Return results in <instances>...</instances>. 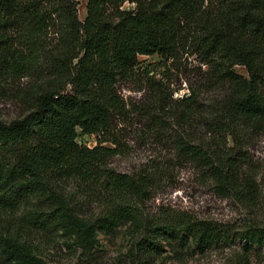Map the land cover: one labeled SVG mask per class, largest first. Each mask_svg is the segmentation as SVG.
Listing matches in <instances>:
<instances>
[{
	"label": "trees",
	"instance_id": "obj_1",
	"mask_svg": "<svg viewBox=\"0 0 264 264\" xmlns=\"http://www.w3.org/2000/svg\"><path fill=\"white\" fill-rule=\"evenodd\" d=\"M150 56L159 61L142 67L138 57ZM174 71L185 74L183 95L170 88ZM8 74L36 81L20 95L22 112L0 118V215L13 229L0 235V264H44L35 241L56 234L90 251L96 233L127 222L140 233L129 253L135 264L175 237V254L188 244L199 255L241 244L237 264L264 255L256 226L145 222L139 204L168 168L126 173L111 164L127 153L118 124L140 127L143 141L173 131L184 164L219 195L256 206L260 186L244 148L264 133V0H86L83 20L75 0H0V77ZM129 84L141 92L135 104L118 91ZM87 205L98 213L85 217Z\"/></svg>",
	"mask_w": 264,
	"mask_h": 264
},
{
	"label": "rangeland",
	"instance_id": "obj_2",
	"mask_svg": "<svg viewBox=\"0 0 264 264\" xmlns=\"http://www.w3.org/2000/svg\"><path fill=\"white\" fill-rule=\"evenodd\" d=\"M78 2L79 19L85 17L86 0ZM132 5L124 4L123 9H131ZM142 67L159 61L157 56L138 57ZM188 70L195 66L192 59L187 60ZM186 62L181 63L184 70ZM237 74L246 76L244 69L235 67ZM185 74L173 72L170 77V88L177 89V95L187 93ZM36 78L19 77L16 75L0 77V118L9 121L16 118L23 110L20 95L28 90ZM137 84L121 85L118 88L125 102L135 104L141 97L137 92ZM264 95V87L261 88ZM174 98V97H173ZM178 98V97H177ZM127 153L113 158L112 166L120 172H138L152 163L161 164L168 168V176L157 188H151L143 202L139 204L140 212L145 222H163L172 217H183L191 220H210L227 224L240 231L247 226H256L264 230V133L258 134L249 145L244 148L250 167L255 170L258 178L260 193L255 207L245 208L233 198H226L215 190L214 183L204 177L192 165L184 164L177 154L174 132L167 135L166 141L158 142L153 139L141 140L140 127L129 125L117 126ZM172 135V136H171ZM169 137V138H168ZM76 142L88 148L94 147L96 142L92 136H78ZM109 146V145H108ZM85 217L89 218L98 213L97 207L87 205L84 209ZM9 219L5 214L0 215V235L10 233L13 229L5 228L4 221ZM139 229L131 222L111 231L96 233L93 248L83 250L75 240H65L60 234L51 237H39L35 244L37 250L34 255L44 264H135L130 257V249L139 238ZM172 245H179L178 237L168 239ZM160 240L162 251L160 255L147 264H237L241 254V244L226 249H214L204 255L192 252L191 244L185 246L179 254H175L170 244ZM249 264H264V255L255 258L250 253Z\"/></svg>",
	"mask_w": 264,
	"mask_h": 264
},
{
	"label": "bare ground",
	"instance_id": "obj_3",
	"mask_svg": "<svg viewBox=\"0 0 264 264\" xmlns=\"http://www.w3.org/2000/svg\"><path fill=\"white\" fill-rule=\"evenodd\" d=\"M85 12V11H84ZM84 15H85V13H84Z\"/></svg>",
	"mask_w": 264,
	"mask_h": 264
},
{
	"label": "built area",
	"instance_id": "obj_4",
	"mask_svg": "<svg viewBox=\"0 0 264 264\" xmlns=\"http://www.w3.org/2000/svg\"><path fill=\"white\" fill-rule=\"evenodd\" d=\"M177 95H175V97H176Z\"/></svg>",
	"mask_w": 264,
	"mask_h": 264
}]
</instances>
